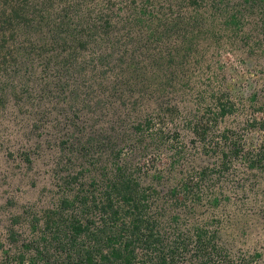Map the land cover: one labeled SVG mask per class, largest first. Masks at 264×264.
<instances>
[{
  "label": "rangeland",
  "instance_id": "rangeland-1",
  "mask_svg": "<svg viewBox=\"0 0 264 264\" xmlns=\"http://www.w3.org/2000/svg\"><path fill=\"white\" fill-rule=\"evenodd\" d=\"M2 23L0 238L21 215V247L61 261L66 246L43 233L46 208L65 192L99 194L102 177L117 199L126 180L146 189L166 181V198L148 190L161 245L195 238L199 228L207 241L216 236L206 252L215 244L232 253L228 262L264 246L256 205L264 200V0H0ZM27 44L44 45V55ZM14 51L19 60H7ZM73 154L85 162L69 165ZM218 162L232 170L221 189L207 173ZM234 183L240 192L231 193ZM113 207V230L131 226L130 206ZM34 214L35 228L26 220ZM56 217H48L52 229ZM4 242L0 258L11 250Z\"/></svg>",
  "mask_w": 264,
  "mask_h": 264
},
{
  "label": "trees",
  "instance_id": "trees-1",
  "mask_svg": "<svg viewBox=\"0 0 264 264\" xmlns=\"http://www.w3.org/2000/svg\"><path fill=\"white\" fill-rule=\"evenodd\" d=\"M3 29H5V25L2 23L0 24V30ZM28 33L29 35L31 34V32ZM27 37L25 36V38ZM53 37L55 39V36ZM84 45L81 44L80 46L82 47ZM26 48L30 49L29 52L44 55L42 53L44 45L42 46V44H27ZM17 59L19 60V56L17 57L15 51L7 58V60L15 61ZM50 59L48 56L44 61L51 63ZM7 70L8 72L10 71L9 69ZM4 86H0V93L2 94L6 89ZM14 90L16 91L17 89L14 88ZM9 100L8 98L5 99V101ZM26 101L24 100V102ZM17 102L19 105V99H17ZM234 152L237 155L239 150H235ZM26 155V159L31 161L29 155L27 153ZM80 157L73 154L68 164L71 165L72 162L74 164L75 161H80ZM81 158L83 159L81 162L84 163V157ZM155 174L158 175L157 173ZM68 176H71V174ZM100 183L99 194L93 193L89 198L82 194L78 197H71L67 192L60 195L57 204L47 206L46 211L50 213L47 214L44 223H41V218L36 214L32 218L29 217L26 219L29 227L32 226L35 228L38 223H41L45 229L44 234L49 233L51 240L55 244L59 241L60 246L67 247L64 249L67 252L66 257L61 261L57 258L55 264H184L182 260L186 256L190 241H194L196 251L189 256L186 264L223 263V259H214L211 250H207V252L205 250L208 243L213 245L214 241H216V236L213 234L207 241L206 236H204L206 231L200 230L199 228H195L197 232L195 238L190 236L193 240H190V237L181 239V234H178L180 241L175 240L162 245L157 242L159 239L156 238V235H159L158 230H162V228L158 220L153 217L154 215L150 214V208L153 206L151 194L148 192V190L152 189L150 185H147L146 189L140 186V182L134 181L130 183V181L126 180L125 188L121 190L124 193L123 198L121 199L120 197V199H117L111 196L107 190V186L112 187V184L104 186L102 177ZM105 183L109 184L111 182L106 181ZM174 192L173 190L172 193ZM120 201L130 206L127 211L132 212V224L131 226L129 224L126 228L123 222L121 226L118 225V232L116 228L113 230L114 222L112 221L118 212L116 209L112 211V208L114 209V204ZM49 215L57 216V220H53V223H57L58 227L56 229H52L49 226ZM92 215L100 216L102 222L93 226ZM21 218L23 216L17 214L10 218L11 223L7 228V238L5 240L0 238L1 248L5 246L4 241H8L11 248V250H6L2 258H0V264H42L40 261L42 258L43 260L44 258H48V262L51 264L49 258L53 256L52 254L45 252L44 257H39L38 255L29 256L25 250L28 244L24 243L25 245L23 247L19 244L21 237L20 235L18 236V228H21ZM16 224L18 228L15 227ZM121 229L123 230L121 231ZM138 249H141L142 252L139 253ZM213 250L217 252L215 244Z\"/></svg>",
  "mask_w": 264,
  "mask_h": 264
},
{
  "label": "built area",
  "instance_id": "built-area-1",
  "mask_svg": "<svg viewBox=\"0 0 264 264\" xmlns=\"http://www.w3.org/2000/svg\"><path fill=\"white\" fill-rule=\"evenodd\" d=\"M230 152H225L224 154H223V157L221 158V162L222 163H226L227 161L229 162L230 161ZM227 162V163H228ZM219 164H221V163H219L218 162V164L216 165V167H215V165H213V168H211L212 170L211 171H207V173H210V177H211V181L212 182H214V184H215V182H217L218 183V185H216L217 187L216 188H218V189H221V188H224V186L225 185H228V183H227V181H226V179H225V177L227 176V175H229V174H231V169H223V167L221 166L220 167V165ZM217 169H215V168ZM200 170V169H199ZM199 170H196V169H192L191 171H189V172H191V174H193V175H197V177L199 176V174H201L202 172H203V175H205L204 173H206V171H202L201 172V170H200V172H199ZM216 170V171H215ZM153 174H155V173H157V171H154V172H152ZM215 173H218L217 174V176L215 175ZM159 174H161L162 175V178L164 179V178H166L167 176L165 175V174H162V172L160 171L159 172ZM202 176V175H201ZM214 177H218L217 179H216V181L214 180L215 178ZM214 178V179H213ZM213 184V187L215 186ZM221 184V185H220ZM148 185H150V186H152V187H154V188H157L158 190H159V194H160V199L162 200V199H164V198H166V194H164L165 193V189L163 188L164 187V185H166V181L165 182H157V181H155V180H151L150 181V183L148 184ZM234 186H235V189L234 190H232V192L231 193H235V191H237V192H240L241 191V187L243 186L241 183H238V185L237 184H233V187L232 188H230V189H233L234 188ZM166 187V186H165ZM174 189L173 190H176L177 188H178V186L177 187H173ZM237 188V189H236ZM172 190V191H173ZM171 191V192H172ZM223 191H226V190H223ZM263 192V191H262ZM230 193V192H229ZM245 192L243 191L242 193H240L239 195H240V197H242V198H238L237 200H240V199H242V201H240V202H238L241 206H245L244 205V203H246L245 202V199H243V198H246L247 196L246 195H244L243 196V194H244ZM158 194V195H159ZM227 196L228 195H226V194H224L223 195V197H224V199H226L227 198ZM229 197H231V196H229ZM261 200H259L258 199V203L256 204V205H259V207L257 208V210L259 211V213H261V215H263L264 214V200H263V198H260ZM152 201H153V205H154V203H155V201L152 199ZM215 200H213L212 202H214ZM159 206L156 208V210L158 209V208H162L163 207V205L162 206H160V204H158ZM189 207H192V205H190L189 204ZM153 208V206L151 207V209ZM239 208H242V207H239ZM226 221H230L231 220V212H230V215H227L226 214ZM219 234H222V233H219ZM258 248L255 250V253L252 255H249V253H247V252H244V251H237L236 252V254H234V256H233V258H238L237 260H236V262L235 263H233L234 262V260L232 261V262H228V261H226V260H229V256L227 255V253H231L230 251H222L221 249H217V245H216V250H217V252L220 254H218L217 252H215L214 250H211V253H212V256L214 257V259H216L217 257H218V259H221V257L223 258V259H225V260H223V263L222 264H264V246H260V245H258L257 246ZM196 251V248H195V246H194V244H192V245H189V248H187V252H186V256H191L194 252ZM250 252V251H249ZM232 254V253H231ZM244 256V257H241V256ZM255 259V260H254ZM222 260V259H221Z\"/></svg>",
  "mask_w": 264,
  "mask_h": 264
}]
</instances>
